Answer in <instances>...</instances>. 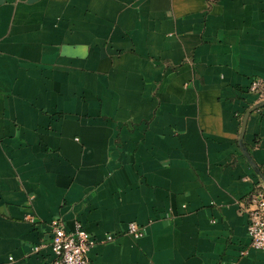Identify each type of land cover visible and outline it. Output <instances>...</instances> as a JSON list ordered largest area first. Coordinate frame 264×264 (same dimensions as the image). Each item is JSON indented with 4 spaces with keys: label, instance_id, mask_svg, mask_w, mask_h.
<instances>
[{
    "label": "crops",
    "instance_id": "1",
    "mask_svg": "<svg viewBox=\"0 0 264 264\" xmlns=\"http://www.w3.org/2000/svg\"><path fill=\"white\" fill-rule=\"evenodd\" d=\"M253 79L264 0H0V264H50L53 218L87 264H264Z\"/></svg>",
    "mask_w": 264,
    "mask_h": 264
},
{
    "label": "built area",
    "instance_id": "2",
    "mask_svg": "<svg viewBox=\"0 0 264 264\" xmlns=\"http://www.w3.org/2000/svg\"><path fill=\"white\" fill-rule=\"evenodd\" d=\"M249 90L264 96V79H253ZM248 235L250 244L255 249L264 252V186L257 187L249 199L247 208ZM50 246L54 258L50 264H87V252L95 244L96 240L85 231L79 222H75L73 229H67L60 218H53L49 222ZM127 230L134 237L141 235V230L135 222L127 225ZM107 235L106 239H111ZM38 245L33 249H38Z\"/></svg>",
    "mask_w": 264,
    "mask_h": 264
},
{
    "label": "water",
    "instance_id": "3",
    "mask_svg": "<svg viewBox=\"0 0 264 264\" xmlns=\"http://www.w3.org/2000/svg\"><path fill=\"white\" fill-rule=\"evenodd\" d=\"M264 104V99L261 101V102H259L257 105H255L254 107H252L250 110H248L247 112H246V114H245V116H244V118H243V123H242V131H241V137H242V134H243V130H244V126H245V122H246V118H247V115L249 114V112L253 109V108H255V107H259V106H261V105H263ZM251 161V160H250ZM252 163V162H251ZM253 164V163H252ZM263 178V177H262ZM263 180H264V178H263Z\"/></svg>",
    "mask_w": 264,
    "mask_h": 264
}]
</instances>
